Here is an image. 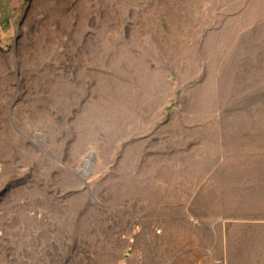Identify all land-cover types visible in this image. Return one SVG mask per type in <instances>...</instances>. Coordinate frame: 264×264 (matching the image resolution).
<instances>
[{
  "label": "rangeland",
  "instance_id": "1",
  "mask_svg": "<svg viewBox=\"0 0 264 264\" xmlns=\"http://www.w3.org/2000/svg\"><path fill=\"white\" fill-rule=\"evenodd\" d=\"M185 216L264 222V0H0V264L162 263Z\"/></svg>",
  "mask_w": 264,
  "mask_h": 264
},
{
  "label": "crops",
  "instance_id": "2",
  "mask_svg": "<svg viewBox=\"0 0 264 264\" xmlns=\"http://www.w3.org/2000/svg\"><path fill=\"white\" fill-rule=\"evenodd\" d=\"M11 3L13 2H23V1H31V0H8ZM207 135V133H205ZM213 135V134H209ZM174 169V168H173ZM182 168H175V173L173 180L168 181L166 184V191L174 192V193H187L195 194V193H214V175H215V166L214 164L209 165L206 164H198L196 169H192L190 173L183 172ZM180 200H173L169 202L167 205H163L162 208H175V209H188L190 208V203L188 200H184L182 196L179 198ZM230 221V220H229ZM228 220H218L215 219L209 220L208 218L204 219L202 222L199 221L198 218L189 217H181L176 218L174 223H170V226H176V228H171L175 230V232L168 233V238L172 241H175V249L170 252L167 259H164L162 263L158 264H264V222H238L231 223ZM141 225V224H140ZM136 227L137 229L133 232L129 239V247L128 250L132 256L136 255L134 252V242L137 240L136 238H140L147 250H149V254L151 255V251L148 248L149 242L151 240L150 235L144 233L143 229L141 232H138L141 227ZM202 226L205 228L206 232V246H203L200 249L198 246H189L186 249L179 248L178 242L182 241H190V242H198L202 238L198 234V228ZM244 228L247 230H254L256 235L254 236L252 247L243 248L242 244H230L229 239H231V235L236 236L234 233L230 235L229 231L231 229ZM170 229V230H171ZM190 230V232H186ZM167 235V232H156V234L152 233V237L162 238ZM230 237V238H229ZM235 239V238H234ZM232 239L237 241V239ZM235 243V242H234ZM237 244V243H236ZM240 247V249H238ZM200 250L202 254L199 255L196 252L191 253L192 251ZM243 252L242 255L236 254V252ZM190 252V253H189ZM183 258V260L181 259Z\"/></svg>",
  "mask_w": 264,
  "mask_h": 264
},
{
  "label": "water",
  "instance_id": "3",
  "mask_svg": "<svg viewBox=\"0 0 264 264\" xmlns=\"http://www.w3.org/2000/svg\"><path fill=\"white\" fill-rule=\"evenodd\" d=\"M90 155H91V153H90L89 155L86 156V158H85V160H84V162H83L84 164L87 163L86 159H88V158L90 157ZM89 159H91V158H89ZM88 175H90V174L88 173ZM88 175H85V176H88Z\"/></svg>",
  "mask_w": 264,
  "mask_h": 264
},
{
  "label": "bare ground",
  "instance_id": "4",
  "mask_svg": "<svg viewBox=\"0 0 264 264\" xmlns=\"http://www.w3.org/2000/svg\"><path fill=\"white\" fill-rule=\"evenodd\" d=\"M91 154H92V153H91ZM89 158H90V157H89ZM89 158H88V159H89ZM86 160H87V159H86Z\"/></svg>",
  "mask_w": 264,
  "mask_h": 264
}]
</instances>
